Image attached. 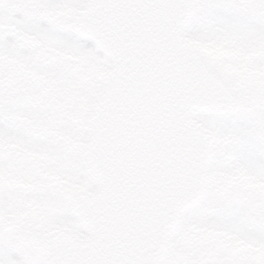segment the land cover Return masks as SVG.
Listing matches in <instances>:
<instances>
[{"label": "snow or ice", "instance_id": "6c2138e0", "mask_svg": "<svg viewBox=\"0 0 264 264\" xmlns=\"http://www.w3.org/2000/svg\"><path fill=\"white\" fill-rule=\"evenodd\" d=\"M0 264H264V0H0Z\"/></svg>", "mask_w": 264, "mask_h": 264}]
</instances>
